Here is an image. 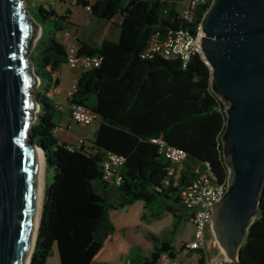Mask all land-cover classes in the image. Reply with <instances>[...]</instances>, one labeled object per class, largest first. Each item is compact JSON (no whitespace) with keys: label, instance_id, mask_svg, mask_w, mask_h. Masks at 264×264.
<instances>
[{"label":"trees","instance_id":"obj_1","mask_svg":"<svg viewBox=\"0 0 264 264\" xmlns=\"http://www.w3.org/2000/svg\"><path fill=\"white\" fill-rule=\"evenodd\" d=\"M37 3L33 8L28 2L30 15L41 26L30 53L38 77L33 90L38 111L28 137L43 149L53 176L44 185L29 264H48L54 248L60 264H94L114 231L109 212L136 201L144 204L143 222L170 214L174 234L180 212L186 209L183 198L204 164L210 165L218 181L228 178L221 143L225 106L210 89L211 70L204 59L194 54L182 67L175 58L141 57L154 33L192 25L169 0H77L73 6L90 5L96 19L112 21L119 16L121 21L117 42L103 40L95 46L76 41L78 55L98 56L101 62L80 73L68 102L90 108L100 124L90 145L70 150L56 135L61 109L49 94L59 83L54 74L66 64V46L59 36L71 25V11L58 13L49 3ZM157 137L187 153L184 169L175 180L168 177L169 162L150 142ZM108 154L124 159L118 185L103 180L102 163ZM145 238L148 246L135 247L122 264H157L163 255L176 257L178 251L169 240L149 232ZM193 252L199 256L197 264H205L203 250ZM239 264H264V188L258 215L239 252Z\"/></svg>","mask_w":264,"mask_h":264},{"label":"water","instance_id":"obj_2","mask_svg":"<svg viewBox=\"0 0 264 264\" xmlns=\"http://www.w3.org/2000/svg\"><path fill=\"white\" fill-rule=\"evenodd\" d=\"M37 28L41 35L24 0H0V264H26L36 218L38 152L45 161L43 149L28 137L38 111V77L30 58ZM200 30L210 89L226 115L221 143L227 185L210 207L208 231L222 264H239L264 188V0H213ZM36 239L37 233L27 264Z\"/></svg>","mask_w":264,"mask_h":264},{"label":"built area","instance_id":"obj_3","mask_svg":"<svg viewBox=\"0 0 264 264\" xmlns=\"http://www.w3.org/2000/svg\"><path fill=\"white\" fill-rule=\"evenodd\" d=\"M169 1L182 5L183 11L179 12V14L188 24L192 25V28L179 29L175 32H166L165 34H160L159 32L154 33L148 41L147 48L142 53L141 57L143 59H153L156 56L165 59L175 58L180 61L182 67H185L192 55L198 53L203 58L199 49L200 44L198 39L204 35L203 31L200 30V25L204 14L213 0ZM76 3L77 0H71V5H76ZM84 8L90 12V5ZM200 10H203L201 11V18L198 22H195L196 16ZM66 55L67 66L79 73L97 68L101 62V58L98 56L78 55L77 48L74 44L66 46ZM75 87V84L70 85L64 103L71 115V121L77 124L89 125L96 120L98 116L87 106L68 102L75 91ZM61 107V104H58V108L62 109ZM150 142L157 147L158 153L164 156L169 162L167 174L169 179L175 180L184 169L187 153L182 149L168 145L162 137L152 138ZM85 144V139L78 137L73 142L68 143V148L73 150ZM123 163L124 159L122 157L115 154H108L107 158L102 163L103 180L108 182L112 181L118 185L121 180L118 169ZM166 184H168V182H166ZM226 185L227 179L218 181L208 163L204 164V168L191 183V186L183 198V205L192 212L191 221L194 226V236L190 242L185 244L186 249L191 251L205 249L207 241L206 234L209 232L208 222L211 217L210 207L218 198L223 196L226 191Z\"/></svg>","mask_w":264,"mask_h":264},{"label":"crops","instance_id":"obj_4","mask_svg":"<svg viewBox=\"0 0 264 264\" xmlns=\"http://www.w3.org/2000/svg\"><path fill=\"white\" fill-rule=\"evenodd\" d=\"M89 3H93L94 0H87ZM41 3H49L39 0ZM60 3V7L63 12L66 9L71 11L70 22L71 25L68 29L61 34L60 40L65 45L76 44L77 40H81L87 43H91L95 46H100L103 40H110L112 42H117L119 28L118 25L121 21V18H114L112 21H105L96 19L88 12L85 8L81 6H73L71 5V0H61L58 1ZM53 5V4H51ZM56 9V7L53 5ZM57 10V9H56ZM62 11L58 13H63ZM80 29L79 31H77ZM82 30V31H81ZM80 73L76 70L70 69L67 64H63L59 71L54 74V78L58 79V86L54 87L50 94L56 103L61 104V116L58 122V130L56 131V135L58 138L66 143H71L75 139L69 134V126L64 128V123L67 121L70 122L69 119V111L67 106L64 103L66 94L69 90L70 85L76 84ZM98 120V119H97ZM99 121V120H98ZM69 124V123H68ZM100 121L95 129L93 134V138L88 140V138H84L86 141V145H90V142L94 140L95 133L99 127ZM78 138V137H77ZM83 138V137H81ZM144 212V204L141 201H136L133 204L111 210L109 212V220L111 225L114 228V231L106 238L103 243L102 248L94 257L93 263H106V264H122L126 263L129 255L132 250L137 247H147L145 234L147 232L154 234L159 239L169 240L172 246L175 248L177 252L176 257L174 259L168 258L166 255H163L160 261L157 264H197L199 256L197 253L188 250L186 248H182L193 239L194 236V226L191 221L192 212L188 209H183L180 212L181 222L185 224H189L191 226L190 233L187 237L181 238L180 240V249L178 250L175 247L174 239L172 236L173 231V218L170 214L165 213L162 218L166 220V224H164L161 228L159 227V223H156L157 220H150L147 222L142 221V214ZM169 215V217H165V215ZM186 226V225H185ZM186 228V227H185ZM178 227L176 228V230ZM175 230V231H176ZM206 249L203 250V254L205 256V264H208V252H209V238H206ZM58 255V251L54 248ZM52 252V255L54 253ZM59 259V256H58ZM60 264V259H59ZM215 264V263H213ZM234 264V263H231Z\"/></svg>","mask_w":264,"mask_h":264},{"label":"rangeland","instance_id":"obj_5","mask_svg":"<svg viewBox=\"0 0 264 264\" xmlns=\"http://www.w3.org/2000/svg\"><path fill=\"white\" fill-rule=\"evenodd\" d=\"M38 1L39 0H24L25 9L28 10V2L31 3V6L33 8H36V6L38 4L37 3ZM41 1L50 2L51 4H53L56 7L57 11H59V12L62 11L63 12V10L60 7L61 6L60 3L57 0H41ZM176 8H177V10L179 12L183 11V7H182L181 4H176ZM118 18H119V16H117V19ZM79 30L80 29H78L77 31H79ZM35 43H34V45H35ZM37 85L38 84H36V86L33 88V90L37 87ZM68 123H67V121L64 123V128L69 126V129H68L69 134H71V136L74 137V139H76L77 137H83V138H88V140H91L93 138V134L95 132V129L97 128V125H98L99 121L98 120H94L89 125L77 124V123H75L73 121H70ZM52 176H53L52 168L46 167L45 170H44V175H43V185L49 184L52 181ZM165 217H169L171 219V217L168 214L165 215ZM155 222L159 223V227L160 228L164 224H166V220H164L163 218H161V219H159V220H157ZM177 227H178V229L174 232V234H172V236H173V239H174L175 247L179 250L180 249V245H181L180 244V240H181V238L187 237L189 235L190 230H191V226L189 224H185L184 222H180ZM206 238H209V242H208L209 252H208V260H207L208 263L209 264H213V263L222 264L223 254L219 251L220 247L218 246V244H214L213 243V240H212L209 232H207ZM214 245L217 246L215 250H214ZM214 252H215V254H214ZM47 263L48 264H59L58 255H57L55 250H54L53 255H51L48 258ZM224 264H227V263L224 262Z\"/></svg>","mask_w":264,"mask_h":264},{"label":"bare ground","instance_id":"obj_6","mask_svg":"<svg viewBox=\"0 0 264 264\" xmlns=\"http://www.w3.org/2000/svg\"><path fill=\"white\" fill-rule=\"evenodd\" d=\"M40 36V30L39 28H37L36 30V38H39ZM37 110V107L35 108V111ZM38 191H37V198H36V209H35V213H36V218H35V223L33 224V233H32V240H31V245H30V249L28 252V257L26 260V264L29 261L31 252H32V248H33V244H34V239L37 233V229H38V225H39V220H40V213H41V206H42V199H43V189H44V185H43V175H44V170H45V161H44V157L41 154V152H38Z\"/></svg>","mask_w":264,"mask_h":264}]
</instances>
